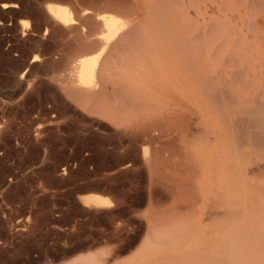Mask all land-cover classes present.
<instances>
[{
	"label": "rangeland",
	"instance_id": "obj_1",
	"mask_svg": "<svg viewBox=\"0 0 264 264\" xmlns=\"http://www.w3.org/2000/svg\"><path fill=\"white\" fill-rule=\"evenodd\" d=\"M176 3L0 0V264H244L237 254L257 247L251 264H264V97L166 80L150 27L194 13ZM50 5L74 25L54 23ZM102 12L122 27L82 98L65 87L102 47ZM91 193L112 204L85 206Z\"/></svg>",
	"mask_w": 264,
	"mask_h": 264
},
{
	"label": "bare ground",
	"instance_id": "obj_2",
	"mask_svg": "<svg viewBox=\"0 0 264 264\" xmlns=\"http://www.w3.org/2000/svg\"><path fill=\"white\" fill-rule=\"evenodd\" d=\"M171 1L173 3L178 1V3L180 4V6L178 7L184 9L185 11L184 13H187V10L194 6V13H192V15L187 13L185 17H174L172 13L167 12L165 14L168 19L167 22L168 24L166 27L164 26L159 29V27L155 26L156 24L153 27H150L152 28L151 31L153 30L152 34L154 38L157 40V43L160 46L167 49L166 56L164 55V58L162 60L160 59L161 62L160 60L157 62V64L161 67V69L162 68L166 69L163 71V73L165 77L170 78L166 80L169 81L173 78H179L185 83H191V82H197V83L199 82L200 84L203 83L201 85L202 86L201 88L204 92L207 91V87H208L209 90L213 89L212 92L220 93L223 95L225 93H227V95L228 93L229 94L252 93V94H258V98L257 95L255 97L256 100L259 99V94L261 97H264V0H175V1L171 0ZM13 6L15 5L13 4L9 5L8 3L1 5L2 8H9ZM45 10L46 13L48 14V17H50V19L54 23L60 24L62 26H68L76 21L73 18L74 16H72L73 11L67 9V7L63 8L62 6L60 7V5L59 6L50 5L47 6ZM84 10L81 13V15L83 14L85 15L86 13H89V9L87 11ZM188 12L190 11L188 10ZM98 16H99L98 20L100 22L102 30L97 34H99V38L102 42L101 44L102 47L99 48L97 54H95L94 57L90 56L92 58L90 57L81 58L78 61L75 80L70 81L68 83V87H65L67 89L66 91L71 90L75 93H78L77 95L81 96L82 98L83 96L84 98L88 97L90 87L93 86L91 85L92 84L91 82L96 77H98L99 69H102L99 68L100 64L98 63V59L100 57V54L104 50L105 45L109 44L113 35L117 32V30H119L122 27V22L110 13L106 14L105 12L103 14L102 12ZM83 25L81 26L82 27L81 29L82 31L84 30L85 32V28ZM35 60L33 59L32 62ZM102 67L105 68L106 66L104 65ZM171 67L175 68L176 71L172 72L167 70L168 68ZM131 69H132V65H131ZM148 70L149 69H147V72L149 73ZM154 70L155 69H153V71ZM137 72H139V70ZM101 74L103 73L101 72ZM149 77H151V75ZM95 80L94 82L96 83L98 79L96 81ZM220 82L224 83L223 84L224 87L221 86ZM207 83H210L211 85H214L215 83H219L220 84L219 86L221 87L219 88V86L215 84L213 88H209L210 84L207 85ZM102 84L103 83H101L102 86L101 89H99L100 91L99 90L98 91L101 92L102 90L104 93V89H105V92H107L106 85L104 86ZM93 90H92V96L94 95L95 97V94L98 92L94 94ZM113 90L111 91V93L113 92ZM99 94L100 93L96 94L97 96L95 97V99L98 98ZM107 94H110V92ZM230 98L229 100L233 99V97L231 99ZM262 99L263 100L259 104L264 105V98ZM216 102L218 101L216 100ZM259 104L256 103V105ZM226 105L228 106V104ZM226 105L224 106L226 107ZM220 107L222 108L223 106ZM258 107H262V106L259 105ZM253 110L254 109H252V111ZM259 120L261 121V119ZM248 121L251 122L252 120L248 119ZM253 124L257 125L255 126V128L258 127L259 125L255 123ZM263 135H264V131L262 136ZM212 155L214 156V154ZM223 166H224L223 164L219 165L218 167L219 172L222 171ZM215 169H217V167ZM224 173H225L224 175L225 178V176H227V173L226 172ZM82 201L85 206L94 207V208L98 207L97 209H99V207H108L112 204L110 198L95 193H91L86 196H83ZM244 212L243 215L246 214ZM245 217H248V214ZM245 217H243L242 220ZM237 225H238L237 227L238 229H236L237 232L239 233L247 232L246 226L241 228V226L246 225L244 221L238 223ZM247 225L252 226L253 223ZM168 240L171 241L170 238ZM144 242L147 241L145 240ZM166 242L167 241H165V243ZM258 250L259 247H257V249L245 248L242 251L243 253L242 256H240L241 253L237 254L238 256L237 259L238 260L242 259L244 264H251L253 262L252 260L258 257L257 255L258 252L260 251ZM236 262L237 261H233L232 263L237 264L238 262L237 263ZM74 264H100V262L96 258H88L85 261H79Z\"/></svg>",
	"mask_w": 264,
	"mask_h": 264
},
{
	"label": "crops",
	"instance_id": "obj_3",
	"mask_svg": "<svg viewBox=\"0 0 264 264\" xmlns=\"http://www.w3.org/2000/svg\"><path fill=\"white\" fill-rule=\"evenodd\" d=\"M211 183H212V187L214 188V186H215L216 189H217V191L221 194V196H224V195L222 194V192H221L219 186L217 185V182H216L215 178L213 179V181H211ZM213 185H214V186H213ZM236 193H237V191L235 190V188H233V189H232V192L230 193L231 196H232V198H234V196L237 195ZM224 197H225V196H224ZM225 199H226V198H225ZM226 200H228V199H226ZM229 201H231V200H229ZM231 202H232V201H231Z\"/></svg>",
	"mask_w": 264,
	"mask_h": 264
}]
</instances>
